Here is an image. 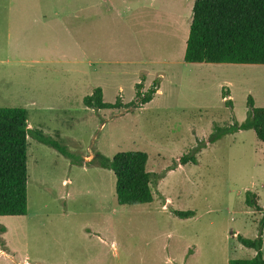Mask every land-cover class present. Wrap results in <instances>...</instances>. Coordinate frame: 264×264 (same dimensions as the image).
Masks as SVG:
<instances>
[{"label": "rangeland", "instance_id": "1", "mask_svg": "<svg viewBox=\"0 0 264 264\" xmlns=\"http://www.w3.org/2000/svg\"><path fill=\"white\" fill-rule=\"evenodd\" d=\"M194 0H0V108H23L28 137L27 213L0 217V264H228L255 251L264 214V143L242 123L247 97L264 108V65L183 61ZM23 7L25 12L18 13ZM29 7L34 8L27 9ZM20 16L22 17L20 19ZM156 81L136 109L86 108L100 88L123 104ZM222 92L229 98L222 99ZM227 99L231 104H225ZM148 157L153 201L119 206L97 153ZM196 163L179 164L184 155ZM256 195L263 212L245 204ZM194 212L179 218L174 212ZM264 259V229L262 230Z\"/></svg>", "mask_w": 264, "mask_h": 264}, {"label": "trees", "instance_id": "2", "mask_svg": "<svg viewBox=\"0 0 264 264\" xmlns=\"http://www.w3.org/2000/svg\"><path fill=\"white\" fill-rule=\"evenodd\" d=\"M185 63L264 65V0H194L191 22L185 44ZM159 85L156 81L142 92V83L135 85V98L123 104L105 103L102 91L96 88L83 98V105L92 110L136 109L149 103ZM222 99L229 95L222 92ZM225 104H231L227 99ZM252 130L264 143V108L254 107L247 97V116L242 123L215 127L214 139L238 131ZM28 137L58 150L71 158L66 148L38 130L29 128L27 111L23 108H0V217H21L27 213V147ZM147 155L142 152L118 153L108 159L97 153L87 164L111 170L115 176V195L119 206H139L153 201L150 173L146 171ZM196 163L194 155H184L178 162ZM245 204L254 212H263L256 195L246 193ZM188 218L194 212H174ZM264 214L259 225V236L253 240L236 236V241L255 251L250 259H230L228 264H264L262 230Z\"/></svg>", "mask_w": 264, "mask_h": 264}, {"label": "crops", "instance_id": "3", "mask_svg": "<svg viewBox=\"0 0 264 264\" xmlns=\"http://www.w3.org/2000/svg\"><path fill=\"white\" fill-rule=\"evenodd\" d=\"M16 9H17V8H15V7H2V11H4L5 14H7V15H6L5 17H3L2 19L5 20L7 23L12 22V20H14V21L18 20L19 18L14 17V16L12 15V14L15 12ZM18 9H21V10L17 11L18 13H23V12H25V10H24L23 7H18ZM27 9H32V11H33L34 8L29 7V8H27ZM2 11H0V12H2ZM21 18H22V17L20 16V19H21ZM159 92H160V90H159V88H158L156 94L159 93ZM156 94L154 95V97L156 96ZM154 97H153V99H154ZM153 99H152V100H153ZM152 100H151L150 102H152ZM150 102H149V103H150ZM149 103H147V104H149Z\"/></svg>", "mask_w": 264, "mask_h": 264}]
</instances>
